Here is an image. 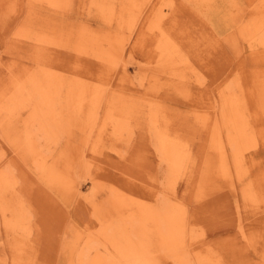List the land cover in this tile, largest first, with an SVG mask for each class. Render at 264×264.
I'll list each match as a JSON object with an SVG mask.
<instances>
[{
  "label": "rangeland",
  "instance_id": "rangeland-1",
  "mask_svg": "<svg viewBox=\"0 0 264 264\" xmlns=\"http://www.w3.org/2000/svg\"><path fill=\"white\" fill-rule=\"evenodd\" d=\"M102 2L0 0V264H92L99 254L115 263L99 229L125 233L132 218L106 217L112 196L151 204L156 215L180 205L188 255L162 264H264V5ZM166 45L177 65L165 68ZM44 70L54 72L63 96L81 80L100 100L66 121L52 113L61 129L49 130ZM233 94L242 95L252 146L241 176L231 159L222 177L214 144L231 154L224 126ZM58 167L69 185L60 186Z\"/></svg>",
  "mask_w": 264,
  "mask_h": 264
},
{
  "label": "bare ground",
  "instance_id": "bare-ground-1",
  "mask_svg": "<svg viewBox=\"0 0 264 264\" xmlns=\"http://www.w3.org/2000/svg\"><path fill=\"white\" fill-rule=\"evenodd\" d=\"M191 1V0H190ZM103 2H106V0H103ZM102 2V5L104 7V3ZM206 2V1H205ZM209 3V2H207ZM259 3L264 5V0H259ZM101 4V3H100ZM258 4V2H257ZM59 7V6H58ZM256 7V6H254ZM132 8V6H131ZM134 8V6H133ZM136 8V7H135ZM257 8V7H256ZM264 8V6H263ZM57 9V8H56ZM139 9V8H138ZM111 10V9H110ZM113 10V9H112ZM115 11V10H114ZM231 11V10H230ZM237 11V10H236ZM258 11V10H257ZM134 12V10H133ZM113 13V12H112ZM258 12H256L257 14ZM110 16H114L113 14H110ZM138 15V14H137ZM155 15V14H153ZM235 15V14H233ZM259 15V13H258ZM257 15V16H258ZM260 15H264V13H260ZM156 16V15H155ZM256 16V15H254ZM157 17V16H156ZM238 17V16H237ZM237 17H235L234 19H236ZM264 17V16H263ZM147 18V17H146ZM151 18V17H150ZM109 19V17H108ZM240 18L238 17L237 20ZM256 18H253V21ZM111 20V18L109 19ZM148 20V18H147ZM237 21V22H239ZM263 21V20H260ZM122 22V21H121ZM150 23L152 24H156V18H152L151 20H149ZM257 22V21H256ZM147 23V22H146ZM264 23V22H263ZM149 24V23H148ZM147 25V24H146ZM145 25V26H146ZM258 26V25H257ZM262 26V25H261ZM147 28V30H152L153 31V35L154 37H158V38H163V40H161V42H163L165 40V42L167 41V38H165L163 33H160V31L158 30V27H156L155 25L153 26H147L145 27ZM160 28V25H159ZM253 28H255L253 26ZM158 30V31H154V30ZM257 29V28H255ZM145 32V30H144ZM158 33V34H157ZM159 39V40H160ZM250 40V39H249ZM252 41V40H251ZM170 46V45H168ZM167 45L164 46L163 48H165L163 51H166V58L169 59V56L171 57L170 63L166 62L167 60H164V64L162 66L166 67H170L172 66V62L175 63L177 55H175L176 53L173 51V49L171 50L170 47H168ZM172 46V45H171ZM169 50H171L169 52ZM162 53V51H161ZM173 54V55H172ZM175 55V57H173ZM174 59H173V58ZM177 62V61H176ZM163 63V62H162ZM171 64V65H170ZM176 64V63H175ZM170 65V66H169ZM177 65V64H176ZM168 69V68H167ZM171 71V69H170ZM175 71V70H174ZM44 73V77L42 80V83L39 88H42V93H43V97H44V102H42V104L44 103V105H46L48 107V111L50 112V115L47 114L46 116L47 118V128L49 130H59L60 128V120L58 121V119H56V115H60V118L62 119H66L68 117H70L72 114H74L76 117H78V113H83L85 112V110L87 108L84 109L83 105H87L88 107H90L89 105L92 102H96V100H100L99 98H96V94L95 92H93L91 85L87 82H83L81 80H74L73 85L69 88V90H67L66 96L63 94L64 93H60V81L56 82L55 79V74H53L54 72H49L47 70L43 71ZM173 73V72H172ZM62 75V74H61ZM83 79V77H82ZM57 80H59L57 78ZM27 83V82H26ZM30 83V82H29ZM256 83V82H254ZM69 84V83H68ZM243 85V83H242ZM28 86V85H26ZM257 86V85H256ZM255 86V87H256ZM64 87V86H63ZM243 88V87H241ZM27 89V88H26ZM29 89V88H28ZM68 89V88H67ZM263 89V88H262ZM233 90V89H232ZM240 90V88H239ZM30 91V89H29ZM235 91V90H234ZM238 91V90H237ZM264 91V90H263ZM228 93V92H227ZM258 93V91H257ZM240 94H242L240 92ZM259 95V94H258ZM15 96V95H14ZM242 96V95H241ZM241 96H235L234 94L232 96L228 95V98H226V111H225V116H226V120L227 123L224 126L225 128L231 129V133H230V137L228 138V142H229V148H232L231 150V154H228V150L225 149V145L224 144H220L217 143V140L214 144V149L216 150V165H215V170L214 172L217 174V176H222V177H227V171L226 168H228L229 166V160L232 159V165L235 169V173L236 176H241L243 167V163H244V157H245V152L247 151L248 148H250L252 146V131L249 129L248 124H247V114L246 111H244L245 113H243L242 110L246 109L243 108L242 106V99ZM60 97L63 98L64 101H66V104H60L63 106H57L58 104V100L61 99ZM260 97V96H258ZM67 98V100H66ZM261 100V99H260ZM263 100V99H262ZM57 102V103H56ZM240 102V104H239ZM259 102V101H258ZM34 103V102H33ZM100 103V102H99ZM245 103V101H244ZM262 103V102H261ZM97 104V103H95ZM39 106V105H38ZM96 106V105H95ZM94 106V107H95ZM243 108V109H242ZM59 109V110H58ZM91 109V108H90ZM263 110V109H262ZM57 111V113H56ZM263 112V111H262ZM42 113V111H41ZM52 113H56L52 115ZM264 114V113H263ZM50 116V118H49ZM258 116V115H257ZM264 116V115H263ZM53 117V120L51 121ZM55 117V119H54ZM50 119V123L48 120ZM253 119V118H252ZM65 120V121H66ZM229 121V123H228ZM254 122V121H253ZM46 123V122H45ZM45 125V126H46ZM51 126V127H50ZM215 127V126H214ZM45 127V129H47ZM226 130V129H225ZM216 131V130H215ZM219 131V130H218ZM51 132V131H50ZM216 133V132H215ZM220 137V133L218 134ZM218 136V137H219ZM57 137V136H56ZM216 138H217V134H216ZM57 140V139H56ZM221 141V140H220ZM255 141V140H254ZM175 142V141H174ZM172 142H170L169 145H171ZM175 144V143H174ZM178 144V143H177ZM168 146V145H167ZM166 146V147H167ZM173 147V146H172ZM180 147V146H179ZM175 149V147H174ZM173 150V149H172ZM55 151V150H54ZM169 151H171L169 149ZM168 151V152H169ZM213 151V150H212ZM167 153V151H165ZM173 152V151H172ZM179 152V151H178ZM250 152V150H249ZM177 153V152H176ZM180 153V152H179ZM247 153V152H246ZM165 154V153H164ZM171 154V153H170ZM248 155V154H247ZM251 155V154H250ZM39 156V155H38ZM169 156V155H167ZM179 156V155H178ZM182 156V155H181ZM231 156V157H230ZM253 156V155H252ZM43 157V156H42ZM57 157V156H56ZM55 157V158H56ZM172 157V155H171ZM63 158V157H62ZM251 158V156H250ZM167 159V157H166ZM169 159V158H168ZM68 160V159H67ZM177 160V159H176ZM183 160V159H182ZM39 161V160H38ZM44 161V160H43ZM47 162V161H46ZM45 162V163H46ZM53 162V161H52ZM43 164V163H42ZM45 165V164H43ZM42 165V166H43ZM49 165V164H48ZM50 166V165H49ZM55 166V165H54ZM72 166V165H71ZM41 167V164H40ZM176 167V166H175ZM50 168V167H49ZM55 168V167H52ZM57 168V167H56ZM60 168V167H58ZM62 168V167H61ZM60 168V169H61ZM66 168V167H65ZM238 169L241 170V173L238 171ZM47 170V169H46ZM44 170V171H46ZM53 170V169H52ZM51 170V171H52ZM174 170V169H173ZM247 170V169H246ZM13 171V170H12ZM63 170L61 169L60 173L58 174L59 177H61V179H57L61 185H69L70 182V178L66 175V174H62ZM48 172V171H47ZM46 172V175H47ZM54 171H52L53 173ZM86 173V171H84ZM93 172V171H92ZM45 173V172H44ZM50 173V172H48ZM51 173V174H52ZM246 173V172H245ZM244 173V174H245ZM50 174V175H51ZM232 174V173H231ZM4 175V174H3ZM53 175V174H52ZM84 175V173H83ZM83 175L81 178H83ZM87 175V173H86ZM56 177V174L53 175ZM52 176V177H53ZM66 176V177H65ZM244 176V175H242ZM45 177V176H44ZM87 177V176H86ZM15 178V177H13ZM46 178V177H45ZM58 178V177H57ZM11 179V177H10ZM93 179V178H91ZM95 179V178H94ZM232 179V176L231 178ZM241 179V178H240ZM16 180V179H15ZM72 180V179H71ZM87 180V179H86ZM74 181V180H73ZM90 181V180H89ZM127 181V180H126ZM131 181V180H129ZM2 181H0L1 183ZM7 182V181H6ZM53 182L55 183V181L53 180ZM52 182V183H53ZM72 182V181H71ZM13 183V182H12ZM51 183V182H50ZM53 183V184H54ZM92 183V182H91ZM8 185V184H6ZM111 185V184H110ZM116 185V184H115ZM130 185V184H129ZM114 186V185H113ZM134 186V185H133ZM75 187V186H74ZM117 187V185L115 186ZM3 188V187H2ZM67 188V187H66ZM128 188V187H127ZM9 189V188H8ZM114 189V188H113ZM119 190L121 188H118ZM116 189L118 192L119 190ZM1 190V189H0ZM67 190V189H66ZM124 190V189H122ZM131 189H129L130 191ZM116 191V192H117ZM125 191V190H124ZM122 192V191H121ZM119 192V193H121ZM135 192V191H134ZM134 194V193H133ZM139 194V192H138ZM1 195V194H0ZM4 195V193H3ZM110 195V194H109ZM114 195V194H113ZM132 195V194H131ZM246 195V194H245ZM248 195V193H247ZM127 196V195H126ZM250 196V194H249ZM96 197V196H95ZM138 197V196H137ZM260 197V196H259ZM97 198V197H96ZM112 201L113 199L116 201V203H112L113 209L110 207H106V210H104L103 212L106 214L107 218H111L112 216L115 217H120V216H124L125 215V219H131L132 218V224L131 226L128 227V229H125V233L122 232H117L115 235L109 234V230H107L106 226L103 227L101 226L99 229V244L102 245L103 247H105L106 249H109L110 254L112 253L114 258H115V263L112 262H108V260L106 259H102L99 255H96L95 258H93V263L92 264H162V262L164 261H168V259L170 260H174V259H182L183 257H185L186 250L188 247H186V242L184 240H182L183 235L181 232V227L183 225L181 224H177L178 220V215L179 213V204H176L174 209H170V211H168V214H154L151 212L150 207L151 204L149 206V204H144V201L142 203V205H139V202H135V201H127L126 198V203L125 200H123L122 198L118 199L115 197H111ZM251 198H254L253 195ZM258 198V197H257ZM260 199V198H259ZM130 200V199H129ZM136 200V198H135ZM251 200V199H250ZM141 201V200H139ZM141 201V202H142ZM9 202V201H8ZM7 202V203H8ZM14 202V201H13ZM137 203V204H134ZM251 202V201H250ZM259 201L257 200V203ZM261 202V199H260ZM16 204V203H15ZM14 204V206H15ZM118 207H116L117 205ZM144 204V205H143ZM251 204V203H250ZM9 205V204H8ZM11 205V204H10ZM255 205V204H254ZM149 206V208H148ZM251 206V205H250ZM257 207V204H256ZM255 207V209H256ZM5 208V207H4ZM11 208V207H10ZM19 208V207H18ZM117 208V209H116ZM13 209V208H12ZM183 209V208H182ZM252 209V208H251ZM8 210V209H7ZM11 210V209H9ZM95 210V209H94ZM97 210V209H96ZM21 211V210H19ZM181 211V210H180ZM258 211V210H257ZM256 211V212H257ZM6 212V210H5ZM4 212V213H5ZM184 212V211H183ZM21 213V212H20ZM157 213V212H156ZM163 213V212H162ZM182 213V212H181ZM22 214V213H21ZM25 214V213H24ZM104 214V215H105ZM185 214V213H184ZM20 215V214H19ZM91 215V214H90ZM102 215V216H104ZM183 215V214H182ZM184 216V215H183ZM93 217V216H91ZM105 217V216H104ZM251 217V216H250ZM10 218V217H9ZM20 218V217H19ZM28 218V217H27ZM182 218V217H181ZM25 220V218H23ZM113 219V218H112ZM184 219V218H183ZM252 219V218H251ZM21 220V219H20ZM118 220V219H117ZM262 220V219H261ZM6 221V220H5ZM16 222V221H15ZM19 222V221H18ZM25 222H27V220H25ZM24 222V223H25ZM107 222H109L107 220ZM106 222V223H107ZM23 223V222H22ZM88 223V222H87ZM110 223V222H109ZM13 226L14 224L11 223ZM28 223H26L27 225ZM94 224V223H93ZM99 224V223H98ZM89 225V224H88ZM97 225V224H96ZM181 225V226H180ZM12 226V227H13ZM16 226V225H15ZM19 226V225H18ZM89 227V226H88ZM97 227V226H96ZM117 227V226H115ZM123 227V226H121ZM90 229V228H89ZM92 229V227H91ZM90 229V230H91ZM88 230V229H87ZM97 230V228L95 229ZM92 231V230H91ZM92 234V232H91ZM93 236V235H91ZM187 236V235H186ZM185 236V237H186ZM90 238V236H88ZM187 238V237H186ZM88 240V239H87ZM97 240V239H95ZM93 240H89L88 242L92 243ZM78 242V241H77ZM97 242V241H96ZM15 244V243H14ZM75 246V245H74ZM126 246L127 248L124 249L123 247ZM137 247V248H135ZM132 248V250H130ZM139 249V250H138ZM122 250V251H121ZM124 250V251H123ZM137 251V253H133V251ZM115 251V253L113 252ZM121 251V252H120ZM185 252V253H184ZM190 253V252H189ZM97 254V253H95ZM53 255V254H52ZM80 256V255H79ZM78 256V257H79ZM83 256V255H82ZM135 256H137L138 258H135ZM105 257V256H104ZM192 258V257H191ZM125 259H130V260H125ZM83 260V259H82ZM205 260V259H204ZM203 260V261H204ZM117 261V262H116ZM201 261V260H199ZM135 262V263H133ZM17 263V262H16ZM185 263V261H184ZM200 263V262H199ZM72 264V263H69ZM187 264V263H186ZM204 264V262H203Z\"/></svg>",
  "mask_w": 264,
  "mask_h": 264
}]
</instances>
